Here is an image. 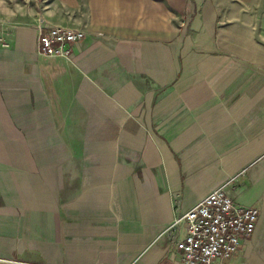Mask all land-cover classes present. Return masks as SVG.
Returning <instances> with one entry per match:
<instances>
[{
	"label": "crops",
	"instance_id": "1",
	"mask_svg": "<svg viewBox=\"0 0 264 264\" xmlns=\"http://www.w3.org/2000/svg\"><path fill=\"white\" fill-rule=\"evenodd\" d=\"M41 3L0 36V264H182L171 225L224 184L259 214L212 264H264V0Z\"/></svg>",
	"mask_w": 264,
	"mask_h": 264
},
{
	"label": "built area",
	"instance_id": "2",
	"mask_svg": "<svg viewBox=\"0 0 264 264\" xmlns=\"http://www.w3.org/2000/svg\"><path fill=\"white\" fill-rule=\"evenodd\" d=\"M82 37L79 29L51 26L39 32L38 48L44 56L69 60L72 45ZM0 45L9 47V42L0 37ZM224 186L211 190L171 225L184 223V233L175 242L182 264L228 259L252 235L258 209L235 204Z\"/></svg>",
	"mask_w": 264,
	"mask_h": 264
},
{
	"label": "rangeland",
	"instance_id": "3",
	"mask_svg": "<svg viewBox=\"0 0 264 264\" xmlns=\"http://www.w3.org/2000/svg\"><path fill=\"white\" fill-rule=\"evenodd\" d=\"M42 0H0V36L15 27H30L31 12Z\"/></svg>",
	"mask_w": 264,
	"mask_h": 264
}]
</instances>
